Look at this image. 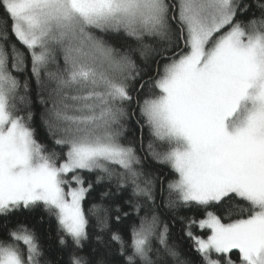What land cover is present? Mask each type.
I'll list each match as a JSON object with an SVG mask.
<instances>
[{"label":"snow or ice","instance_id":"obj_1","mask_svg":"<svg viewBox=\"0 0 264 264\" xmlns=\"http://www.w3.org/2000/svg\"><path fill=\"white\" fill-rule=\"evenodd\" d=\"M0 264H264V0H0Z\"/></svg>","mask_w":264,"mask_h":264},{"label":"trees","instance_id":"obj_2","mask_svg":"<svg viewBox=\"0 0 264 264\" xmlns=\"http://www.w3.org/2000/svg\"><path fill=\"white\" fill-rule=\"evenodd\" d=\"M37 112L36 118H35V124L34 127L37 128V138L42 140L46 136L45 130L43 126L40 124V117H39V107L35 109ZM147 142V141H146ZM49 145L51 144V141H48ZM66 151V149H65ZM165 171H168L165 169ZM87 175V174H85ZM93 202L92 197H88L85 201V208L91 206V203ZM181 215L192 217L199 219L200 218V212L197 210L195 206L191 208H183L181 209ZM41 217H43V220L41 221ZM20 220H23L29 224L30 227H35V230L39 236L40 242L42 245L47 247L48 245H52L55 247L56 245V221L54 218H49L46 213L42 211L41 208H36L31 212L23 211L22 214L18 217ZM181 224L177 222L175 226L172 228V239L177 240L183 251L186 253H189L191 258L195 261L198 260V254L191 250L192 241L183 235V233L180 231ZM208 230H201L199 227L194 226L192 228V232L194 235H203Z\"/></svg>","mask_w":264,"mask_h":264}]
</instances>
